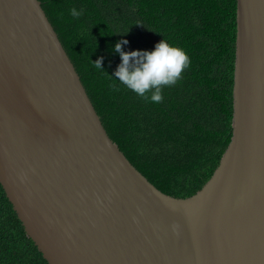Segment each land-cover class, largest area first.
Wrapping results in <instances>:
<instances>
[{
	"label": "water",
	"instance_id": "1",
	"mask_svg": "<svg viewBox=\"0 0 264 264\" xmlns=\"http://www.w3.org/2000/svg\"><path fill=\"white\" fill-rule=\"evenodd\" d=\"M0 183L50 264H264V0H237L233 137L188 199L111 138L41 0H0Z\"/></svg>",
	"mask_w": 264,
	"mask_h": 264
},
{
	"label": "trees",
	"instance_id": "2",
	"mask_svg": "<svg viewBox=\"0 0 264 264\" xmlns=\"http://www.w3.org/2000/svg\"><path fill=\"white\" fill-rule=\"evenodd\" d=\"M102 122L131 163L165 194L188 199L220 167L233 137L237 0H41ZM83 9L73 17L70 9ZM126 33V34H124ZM124 50L165 39L188 64L160 102L111 76ZM103 57L104 69L93 61ZM93 60V61H92ZM0 264H50L0 183Z\"/></svg>",
	"mask_w": 264,
	"mask_h": 264
},
{
	"label": "clouds",
	"instance_id": "3",
	"mask_svg": "<svg viewBox=\"0 0 264 264\" xmlns=\"http://www.w3.org/2000/svg\"><path fill=\"white\" fill-rule=\"evenodd\" d=\"M82 13L83 9H70L73 17ZM126 44L128 40L125 38L114 44L113 51L118 53L121 59L111 76L145 100L160 102L163 99L162 87L176 82L188 64V56L183 49L170 45L165 39L156 42L151 50L126 51L122 47ZM102 61L103 57H98L93 61L94 67L104 69Z\"/></svg>",
	"mask_w": 264,
	"mask_h": 264
}]
</instances>
